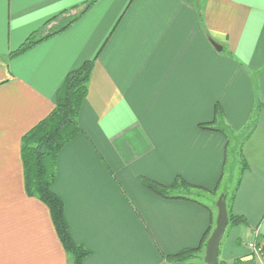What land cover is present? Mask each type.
<instances>
[{"label":"crops","instance_id":"crops-1","mask_svg":"<svg viewBox=\"0 0 264 264\" xmlns=\"http://www.w3.org/2000/svg\"><path fill=\"white\" fill-rule=\"evenodd\" d=\"M86 1L0 0V264H70L48 206L26 192L21 145L67 73L95 56L83 133L60 152L53 183L91 252L84 264H198L164 256L200 245L223 195L246 223L225 232L219 261L264 264L248 247L264 244V0H95L10 56ZM217 104L223 126L251 129L233 191L227 137L199 128ZM141 176L183 177L203 204L163 198Z\"/></svg>","mask_w":264,"mask_h":264},{"label":"trees","instance_id":"trees-1","mask_svg":"<svg viewBox=\"0 0 264 264\" xmlns=\"http://www.w3.org/2000/svg\"><path fill=\"white\" fill-rule=\"evenodd\" d=\"M94 1L95 0H89L81 6H75L74 8H82L58 30L44 35L40 34V30H37L17 49L12 51L10 56L14 57L21 55L50 35L66 29L84 14ZM96 58L97 56L85 60L80 66L67 73L56 93L53 110L23 136L21 145L26 192L29 196L37 197L48 206L51 219L67 252L70 264H84L86 257L90 255L91 252L82 244L77 243L73 238L65 214L64 200L53 190V183L57 178V159L60 152L77 136L83 133V129L78 121L79 114L87 98L89 81L95 66ZM215 109L216 116L220 115V117H223V110L219 108L218 104ZM215 121L216 119L211 122L201 123L199 124V128L219 131L228 137V128H226V126L221 128L217 127L214 123ZM248 130L250 131L251 129ZM249 131L244 136L240 147L244 166L246 163L243 158L242 146L249 135ZM140 181L146 188L163 198L185 199L199 202L196 198L191 197L190 191L197 186L192 185L183 177H176L169 185L161 184L144 176L140 177ZM199 203L203 204L201 202ZM228 213L230 219L229 225L231 227L246 223L243 216L233 214L230 211H228ZM215 222V219L212 218L211 225L204 233L198 247L186 248L178 253L169 254L164 257L170 262H184L195 257L201 250L205 249L207 239L215 226ZM220 264L228 263L220 262ZM233 264H239V262L235 261Z\"/></svg>","mask_w":264,"mask_h":264},{"label":"rangeland","instance_id":"rangeland-1","mask_svg":"<svg viewBox=\"0 0 264 264\" xmlns=\"http://www.w3.org/2000/svg\"><path fill=\"white\" fill-rule=\"evenodd\" d=\"M222 118L223 117H220V115L216 116V112H215L216 121L214 123H215V125L217 127H220V128L224 127L222 122H220ZM226 128H228V127H226ZM248 131H249L248 128L247 129H243V130H239V131H236V130H233V129H230V128H228V130H227L228 137H227L226 151H227V154H228L227 166L229 168V169L227 168V173L229 172V175H231L230 176L231 177V181L227 182V185H226L228 191H233L235 189V185L237 184V181L239 180L240 168H241L240 160H242L241 159L240 147H241V144L243 142L244 136L248 133ZM224 184L225 183L222 184L223 187H224ZM222 189L223 188H221V190ZM231 193L232 192H229L227 200L230 199ZM218 195L219 194H215L213 197H211V199H212L214 204L217 203L216 202V196L218 198ZM216 218H217V216H216ZM231 230H232L231 226L230 225L227 226L226 231H225L226 232V236L230 233ZM253 241H255V240H253ZM255 242H257V241H255ZM257 243H259V242H257ZM263 246H264V244H263ZM202 254H203V252H199L197 255H195V257H193L191 259H196L195 260L196 263L198 262V264H203L204 263V256Z\"/></svg>","mask_w":264,"mask_h":264},{"label":"water","instance_id":"water-1","mask_svg":"<svg viewBox=\"0 0 264 264\" xmlns=\"http://www.w3.org/2000/svg\"><path fill=\"white\" fill-rule=\"evenodd\" d=\"M214 47L221 51L222 47L216 42H213ZM218 215L215 222V227L207 239L205 246L204 262L206 264H220L219 249L220 243L224 237L227 226L229 225V213L226 203V197L221 196L218 200Z\"/></svg>","mask_w":264,"mask_h":264},{"label":"built area","instance_id":"built-area-1","mask_svg":"<svg viewBox=\"0 0 264 264\" xmlns=\"http://www.w3.org/2000/svg\"><path fill=\"white\" fill-rule=\"evenodd\" d=\"M248 247L264 263V246H263V244L262 243L259 244L255 241H251L248 243Z\"/></svg>","mask_w":264,"mask_h":264}]
</instances>
